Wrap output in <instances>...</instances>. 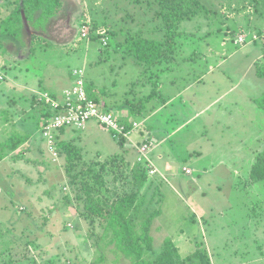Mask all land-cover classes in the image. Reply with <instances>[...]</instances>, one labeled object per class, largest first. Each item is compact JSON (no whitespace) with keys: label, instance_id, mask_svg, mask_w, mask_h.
I'll return each mask as SVG.
<instances>
[{"label":"rangeland","instance_id":"374dc122","mask_svg":"<svg viewBox=\"0 0 264 264\" xmlns=\"http://www.w3.org/2000/svg\"><path fill=\"white\" fill-rule=\"evenodd\" d=\"M17 1L0 0V20ZM60 1L41 27L24 21L19 39L0 35V143L13 131L29 139L0 161V264H131L107 245L88 195L109 204L130 198L133 221L157 213L149 258L170 239L181 255L207 246L211 264H264V182L250 183L248 171L264 148V110L253 102L264 88L256 74L264 67V8L200 0L207 12L171 31L172 57L143 66L125 48V33L168 34L146 0ZM76 69L102 108L141 124L130 139L150 144L147 166L156 173L139 166L131 142L94 124L89 139L65 130L54 157L48 153L39 98L59 96ZM167 79L177 84L161 97Z\"/></svg>","mask_w":264,"mask_h":264},{"label":"trees","instance_id":"16d2710c","mask_svg":"<svg viewBox=\"0 0 264 264\" xmlns=\"http://www.w3.org/2000/svg\"><path fill=\"white\" fill-rule=\"evenodd\" d=\"M254 5L264 8V0H251ZM149 12L158 21L159 33L162 31L168 34L165 37H146L140 31L125 33V48L131 52L136 65L163 64L168 61L173 54V44L175 40L171 37V31L178 28L181 22L192 20L191 18L207 10L200 0H146ZM12 11L0 20V35L18 38L21 36L23 22L27 21L33 28L41 27L43 23L57 15L60 9V0H18ZM15 6V7H14ZM37 15V16H36ZM264 17V13L262 14ZM149 35L157 32V29H147ZM182 33V32H180ZM94 40V37H93ZM259 40V39H257ZM104 43L106 41L104 40ZM264 57V55H263ZM257 77L264 79V67H256ZM87 95L96 103L97 93L95 88L86 82ZM255 105L264 110V91L261 96L253 99ZM44 109L42 123L49 118L50 114L43 103H39ZM129 114L138 111L129 108ZM126 123L124 118L119 119ZM65 132V130H61ZM75 132V131H74ZM28 136L18 131H13L7 139L0 143V161L13 154L24 142H28ZM122 142V141H121ZM122 144V143H121ZM142 167L146 164L138 162ZM147 174L149 167L144 166ZM96 176L98 174L96 173ZM149 176V175H148ZM250 183L264 182V148L259 150L249 170ZM86 208L91 210L99 222V226L107 235V245L112 247V252L116 257L122 256L129 259L131 264H211L210 256L206 248L196 244L194 249L181 255L170 239H165L164 248L155 258H149L148 253L152 250V236L150 234L152 220L157 213L146 215L143 213L141 219L133 221L128 218L127 208L132 205L130 198L109 204L100 198L87 196Z\"/></svg>","mask_w":264,"mask_h":264},{"label":"built area","instance_id":"2783aa9c","mask_svg":"<svg viewBox=\"0 0 264 264\" xmlns=\"http://www.w3.org/2000/svg\"><path fill=\"white\" fill-rule=\"evenodd\" d=\"M257 39L259 38L256 35L252 37L253 41ZM243 43L244 37L239 35L237 44ZM39 99V102L44 104L50 114L49 118L43 122L40 133L51 156L55 155L56 142L61 130L81 132L87 128L89 123H92L108 131L113 138L132 143L131 134L141 128V124L136 122H121L114 114L102 108V105L96 103L87 95L85 71L83 69L73 71L70 84L63 89L59 96L44 94ZM132 145L138 154L137 161L149 164L147 151L150 144L144 141L139 145L134 143ZM148 167V175L156 173L151 165ZM182 172L190 174L189 169L186 167H182Z\"/></svg>","mask_w":264,"mask_h":264},{"label":"crops","instance_id":"0c3cea01","mask_svg":"<svg viewBox=\"0 0 264 264\" xmlns=\"http://www.w3.org/2000/svg\"><path fill=\"white\" fill-rule=\"evenodd\" d=\"M210 53H212V51L210 50ZM187 74V73H186ZM181 79H182V81L183 82H185L184 80V77H181ZM199 82V81H198ZM70 84V80H69V82H68V84H67V86ZM176 81L175 80H172V79H167V80H165V87H163V89H164V91H161V92H159L158 94H160L161 95V97H162V95H166L167 93H168V90H171V89H173L175 86H176ZM185 84H190V82H185ZM66 86V87H67ZM161 87V85L159 86V88ZM149 89H150V87H148ZM159 88L157 89L158 91H159ZM162 89V90H163ZM151 90H155L156 91V87H153ZM184 90V89H183ZM182 91V90H181ZM181 91H180V93H181ZM263 91H264V88H263ZM262 91V92H263ZM262 92H261V94H262ZM167 95H169V94H167ZM261 96V95H260ZM156 97H157V95H156ZM171 99L170 100H168L167 101V103H166V105L164 104V105H161L159 108H158V106H156L155 108H154V110L153 111H150L149 113H147V114H145L144 115V122L146 123L147 122V120L148 119H150L151 117H154V116H157L158 115V113L160 112V111H165L166 110V108H167V106L168 105H171ZM170 113H175V112H171V111H169L168 112V115L170 114ZM146 115H148L147 117H145ZM167 115V117H169V118H174L173 116H168ZM168 121V119H165V122H167ZM43 124V123H42ZM95 125V124H94ZM93 124L92 125H88V127H87V129L86 130H84V131H81V132H79V133H82V135H84V138H86V139H89V137H90V135H92L91 133H87V132H89V131H92L93 130V128H95V126H94ZM93 126V127H92ZM149 126V125H148ZM147 126V127H148ZM41 127V126H40ZM146 127V128H147ZM34 130V129H33ZM148 130V129H147ZM66 132V131H65ZM61 134H63V132H61V133H59V135H58V139L60 140V136H61ZM149 135H150V133H149ZM153 143H156L155 144V146H160L161 144H162V141H160V142H156V140L155 139H153L152 138V140H151ZM155 146H154V149H155ZM157 159H160V155H158L157 156ZM183 167H188L187 165H184ZM251 167V166H250ZM250 167H249V169H248V171L250 170ZM229 170H231V169H229ZM236 172V171H235ZM152 226V225H151ZM204 248H206V250H207V252H208V248H207V246L206 247H204ZM209 253V252H208Z\"/></svg>","mask_w":264,"mask_h":264}]
</instances>
